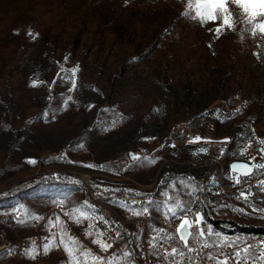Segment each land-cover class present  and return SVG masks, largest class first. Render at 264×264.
<instances>
[{"label":"rangeland","instance_id":"1","mask_svg":"<svg viewBox=\"0 0 264 264\" xmlns=\"http://www.w3.org/2000/svg\"><path fill=\"white\" fill-rule=\"evenodd\" d=\"M189 2L195 0H0V260L28 241L27 229L50 204L92 213L82 187L46 181L47 170L125 172L131 180L115 182L110 194L150 196L146 209L157 230L164 216L177 219L168 211L176 201L193 202L202 227L213 231L209 242L264 227V213L252 210L264 202L238 199L241 191L264 195V173L236 185L230 168L252 151L264 163V34L253 36L248 15L230 4L233 28L217 35L216 23L191 18ZM203 113L213 124L209 140L221 147L223 173L201 142L180 141V126ZM140 146L148 156L133 161L130 151ZM161 156L174 159L175 177L147 195L134 192L132 181H155ZM205 171L214 178L202 189ZM205 206L211 218L235 222L236 232L215 229ZM39 250L29 248L23 264H33ZM68 261L54 256L52 263Z\"/></svg>","mask_w":264,"mask_h":264},{"label":"built area","instance_id":"2","mask_svg":"<svg viewBox=\"0 0 264 264\" xmlns=\"http://www.w3.org/2000/svg\"><path fill=\"white\" fill-rule=\"evenodd\" d=\"M213 126L209 116L205 113L194 117L188 123L180 126V141L182 143L190 144L193 141H199L204 145L206 157L209 161L215 162L221 166V172H224V166L221 162L222 150L217 141L209 140L208 133ZM200 139L197 140L196 138ZM255 151L248 153L246 161L255 156ZM130 155L140 158L147 157L148 154L144 147H138L134 151H130ZM155 158L154 153L149 155ZM163 160L159 172L156 175L155 181L149 186H142L141 184L132 181L133 191L138 194H145V190H153L163 179H173L175 177L174 171L171 169L175 163H170L174 159L168 160L165 156L160 157ZM140 160V159H139ZM137 161V160H133ZM168 167V169H166ZM166 169V170H165ZM46 181L70 179L73 183L82 187L87 195L88 200L97 209L95 213H89L90 219L82 223L76 224L74 219L66 215L67 212L63 206L59 204H50L44 212L41 219L35 222L27 229L30 231V238L28 241H22L19 245V250L10 254L5 260H0V264H23L25 261V252L31 247H37L40 250L34 255L33 264H53L54 256L57 258H65L66 254L62 246L54 249V252L44 253L41 250L45 245L51 244L58 234V223L61 222L63 227L67 230L69 236L74 237L80 242L82 248L92 251L94 254L104 258L106 264H172V257H166V252L171 251L173 247H181L178 239L168 240L167 236L174 234L177 225L180 223L179 219H172L164 216L161 220L160 228H155L153 217L148 211H144L146 207L152 202L150 196L145 197H131L121 193H111L112 185L120 180H131L125 176V172L120 174V178L110 176L107 171L101 169H59L47 170L44 173ZM214 175L211 171H205L198 178V182L202 189L210 186ZM249 197H254L255 193ZM264 202V201H263ZM198 211L191 210L190 218L194 217ZM135 213H139L136 215ZM106 219L101 220L100 217ZM89 224L93 227L89 228ZM91 232L92 236L87 233ZM103 233L105 239L111 248L102 252L98 245L92 243L96 239V233ZM178 241V242H177ZM222 241L210 242L219 245ZM232 247L225 245L223 248L219 246L203 248L198 244H193L195 249L193 252H187L184 249L185 257H176L175 259L182 262V264H190L187 257L194 258V264H216L217 260H223L226 256L233 254L237 248L249 247L253 253H259L264 245V230L250 233L244 238L228 241ZM9 247L13 244L8 243ZM7 247V248H9ZM124 253L130 255L124 256ZM208 256H213L214 259H208ZM239 259V258H234ZM229 264H233L229 260ZM248 264H264V261L251 258Z\"/></svg>","mask_w":264,"mask_h":264},{"label":"snow or ice","instance_id":"3","mask_svg":"<svg viewBox=\"0 0 264 264\" xmlns=\"http://www.w3.org/2000/svg\"><path fill=\"white\" fill-rule=\"evenodd\" d=\"M230 4H235L241 8L245 14L248 15V23L252 25L253 36H255L257 32L264 34V0H195L194 4L189 2L188 7L189 9L194 8L195 15L191 16L192 19H197L201 24H206L209 22L216 23L217 27L215 32L217 35H219L223 28H233V21L231 18L232 14L229 11ZM184 14L186 16L189 15L188 12H185ZM257 17H260L261 19L257 20ZM28 35L33 39H36L37 34L29 32ZM196 139L199 140L200 138L197 137ZM259 143L264 145V140H261ZM260 151L262 154H264V148H261ZM132 159L139 160L141 158L133 155ZM30 163H35V161H30ZM257 170H260L262 173H264V163H259L256 157H253L251 161H247L245 163L233 164L232 171L235 175L232 177V179L236 185H240L253 177ZM258 186L264 188V180H260ZM197 190L198 189H193V191ZM250 195H252L251 192L241 191L238 199H243L245 202H248ZM192 203L193 202H189L188 204H185L181 201H176L175 204L168 209V211L172 214V217L179 219L180 223L177 225L175 233L167 236V239H178L183 245V248L173 247L171 251L166 252L165 258L167 259L168 257H172V264H182L181 261L175 258L185 257L186 253L184 249H187V252H193L195 250L193 248L194 243L200 245V247L203 248L215 246L223 248L225 245L229 247L233 246L227 241V238H223V242L219 245L209 242L207 238L213 235V231L211 228H207L205 230V228L202 227L204 223V217L200 212L195 213L194 217L190 218L189 213H191ZM87 207L90 208L93 213H95L96 209L94 206L87 205ZM252 210L255 212L264 213V209L253 207ZM144 211H147V209ZM240 211L243 210L241 209ZM135 214L139 215V213ZM66 215L71 216L76 224H80L83 220L91 218L89 211L85 210L83 207L73 209L70 213H66ZM100 218L101 220L106 219L102 216ZM88 227L91 228L93 225L89 224ZM60 230L63 233V237L60 240V245L63 247V250L69 258L68 264H89V259L91 264H106L104 258L94 254L92 251L86 248H82L80 246V242L77 239L68 235L67 230L62 224L60 226ZM87 235L92 236V233L88 232ZM103 235L104 234L101 232L96 233V239L92 240V243L98 245L99 249L102 252H105L111 248V244L102 238ZM64 237H67V240H65ZM53 247H56V245H45L44 253L47 254ZM262 249H264V245H262ZM123 255L128 256L130 254L124 253ZM81 258H83V260ZM207 258L214 259L213 256H208ZM250 258L253 261L256 259L264 261V250H261L257 254L251 252L249 247H244L242 249L237 248L233 254L226 256L223 260H217L216 264H229V260H232L233 264H248ZM187 259L190 261V264H194V258L187 257Z\"/></svg>","mask_w":264,"mask_h":264},{"label":"trees","instance_id":"4","mask_svg":"<svg viewBox=\"0 0 264 264\" xmlns=\"http://www.w3.org/2000/svg\"><path fill=\"white\" fill-rule=\"evenodd\" d=\"M256 196V194H255ZM254 198V199H252ZM258 201H264V195H257L256 197H249L248 202L250 203H256ZM205 214L208 218V222L212 223L215 227V229L219 228L221 230V232L225 233V234H233L234 232H236V229H230L231 224H235V222L230 221V226H227L228 222L224 221V220H218V219H213L210 217V215H208L207 212V208L205 206ZM244 232L248 235L250 233H254V232H259L264 230V227H243ZM181 247L183 248V245L181 244Z\"/></svg>","mask_w":264,"mask_h":264},{"label":"water","instance_id":"5","mask_svg":"<svg viewBox=\"0 0 264 264\" xmlns=\"http://www.w3.org/2000/svg\"><path fill=\"white\" fill-rule=\"evenodd\" d=\"M238 163H245V162H243V161H235V162H233V163L230 165L231 171H232V165H233V164H238ZM232 172H233V171H232Z\"/></svg>","mask_w":264,"mask_h":264}]
</instances>
